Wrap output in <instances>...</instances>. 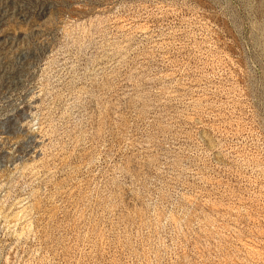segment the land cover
Segmentation results:
<instances>
[{"label": "rangeland", "instance_id": "rangeland-1", "mask_svg": "<svg viewBox=\"0 0 264 264\" xmlns=\"http://www.w3.org/2000/svg\"><path fill=\"white\" fill-rule=\"evenodd\" d=\"M0 264H264V0H0Z\"/></svg>", "mask_w": 264, "mask_h": 264}]
</instances>
